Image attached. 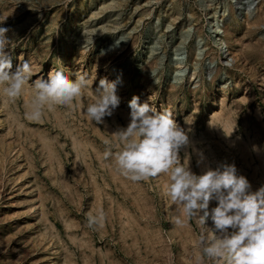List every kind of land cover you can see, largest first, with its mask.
Returning a JSON list of instances; mask_svg holds the SVG:
<instances>
[{"label": "rangeland", "instance_id": "1", "mask_svg": "<svg viewBox=\"0 0 264 264\" xmlns=\"http://www.w3.org/2000/svg\"><path fill=\"white\" fill-rule=\"evenodd\" d=\"M104 26L111 34L82 48L83 27ZM0 27L13 70L23 58L32 80L95 77L38 120L31 81L15 100L0 86V264H215L198 244L212 221L175 224L166 175L134 182L106 153L138 95L187 131L180 155L194 172L235 163L253 190L264 184V0H0ZM101 78L117 81L121 102L96 124L84 106ZM97 210L105 221L89 228Z\"/></svg>", "mask_w": 264, "mask_h": 264}, {"label": "clouds", "instance_id": "2", "mask_svg": "<svg viewBox=\"0 0 264 264\" xmlns=\"http://www.w3.org/2000/svg\"><path fill=\"white\" fill-rule=\"evenodd\" d=\"M8 31L0 27V86L4 95L15 100L32 82L30 119L38 120L47 107L70 106L84 98L85 89L95 77L90 80L87 74L77 72L75 79H71L66 71H50L47 79L32 80L35 70L23 58L13 70L7 49L14 46ZM111 32L107 26L83 27L82 48L90 51L97 33ZM120 102L117 81L101 78L96 88L87 92L85 116L96 124L104 123V118L113 115ZM128 104L129 122L116 130L115 151L106 153L113 157L119 173L134 182L166 175L165 195L179 212L174 223L182 225L185 215L198 218L202 225L212 221V234L205 231L198 238L204 259L216 264H264V184L253 190L249 179L238 173L235 163L215 168L205 165L200 173L194 172L190 162H183L180 155L190 145L189 135L172 113L157 111L148 102H141L138 95H133ZM253 150L259 151V147L253 145ZM198 156L197 163H203V154ZM212 201L216 204L210 208ZM104 221L103 210L86 214L89 228L101 226Z\"/></svg>", "mask_w": 264, "mask_h": 264}, {"label": "bare ground", "instance_id": "3", "mask_svg": "<svg viewBox=\"0 0 264 264\" xmlns=\"http://www.w3.org/2000/svg\"><path fill=\"white\" fill-rule=\"evenodd\" d=\"M114 4V3H113ZM112 5V4H111ZM108 6H110V4H108ZM115 7V6H114ZM147 264V263H146ZM216 264V263H215Z\"/></svg>", "mask_w": 264, "mask_h": 264}]
</instances>
